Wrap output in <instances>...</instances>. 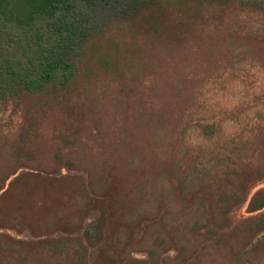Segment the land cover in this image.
<instances>
[{
	"label": "rangeland",
	"instance_id": "374dc122",
	"mask_svg": "<svg viewBox=\"0 0 264 264\" xmlns=\"http://www.w3.org/2000/svg\"><path fill=\"white\" fill-rule=\"evenodd\" d=\"M250 12L181 43L113 26L116 75L93 60L64 100L0 106V141L34 144L17 174L38 179L0 202V264H264L247 229L264 214L246 211L264 189V15Z\"/></svg>",
	"mask_w": 264,
	"mask_h": 264
},
{
	"label": "trees",
	"instance_id": "16d2710c",
	"mask_svg": "<svg viewBox=\"0 0 264 264\" xmlns=\"http://www.w3.org/2000/svg\"><path fill=\"white\" fill-rule=\"evenodd\" d=\"M229 10L264 15V0H0V106L11 101L18 105L24 96H62L64 100L65 94L78 86V75L87 73L82 66L93 60L116 75L120 71L115 62L119 46L109 37L113 26L153 41L181 43L190 40L188 35L197 37L207 26L217 27ZM253 27L254 36L264 40V22ZM101 36L107 40L105 49L97 42ZM213 130L211 125L203 126L202 135L208 137ZM33 148L27 134H20L17 143L0 141V202L16 187L37 183L27 169L23 171L27 173L17 174ZM262 176L257 173V177ZM7 181L10 184L4 187ZM240 183L236 192L225 195L231 207L246 199ZM263 209L264 189H257L247 199L246 211L259 214ZM59 213L66 211L62 207L51 211ZM0 215L2 220L7 212L0 209ZM92 224L85 228L86 236ZM247 224L264 243V214L248 218Z\"/></svg>",
	"mask_w": 264,
	"mask_h": 264
}]
</instances>
